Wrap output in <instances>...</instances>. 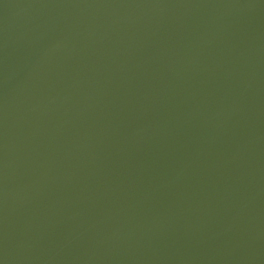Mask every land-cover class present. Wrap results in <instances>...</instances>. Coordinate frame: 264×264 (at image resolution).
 <instances>
[{"label":"water","instance_id":"obj_1","mask_svg":"<svg viewBox=\"0 0 264 264\" xmlns=\"http://www.w3.org/2000/svg\"><path fill=\"white\" fill-rule=\"evenodd\" d=\"M0 264H264V0H0Z\"/></svg>","mask_w":264,"mask_h":264}]
</instances>
